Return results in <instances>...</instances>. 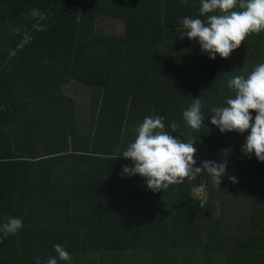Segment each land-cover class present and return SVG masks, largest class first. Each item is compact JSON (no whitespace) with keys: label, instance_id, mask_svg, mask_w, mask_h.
<instances>
[{"label":"trees","instance_id":"1","mask_svg":"<svg viewBox=\"0 0 264 264\" xmlns=\"http://www.w3.org/2000/svg\"><path fill=\"white\" fill-rule=\"evenodd\" d=\"M199 7V0L186 5L181 0H0V225L9 216L23 219L16 235L0 241V264H36L37 258L43 262L49 257L67 263L59 260L56 244L80 256L75 247L87 238L68 232L57 237L54 228L72 220V214L101 207H70L72 192L96 197L120 182L145 181L138 174H122V166L132 161L119 154L134 140L133 129L153 114L163 116L166 130L181 141L191 135L199 151L197 167L206 160L226 161L220 187L206 171L175 184L176 245L186 249L198 241L203 217L208 243H218L224 236L221 216L211 217L213 202L225 213L221 205L243 195L255 204L252 213L258 218L253 222L259 229L246 241L264 248V187L258 186L264 161L242 151L250 129L222 133L210 123L211 109L225 106L235 95L219 72L233 67V57L236 70L245 76L264 63V31L249 34L228 57L232 62L220 61L219 54L211 59L198 40L181 39L176 31L180 18L197 17ZM100 15L121 19L122 34L97 33L94 22ZM71 81L90 90L85 133L76 99L64 92ZM195 98L201 99L205 114L198 131L182 118ZM250 111L254 118L255 110ZM173 122L180 125L175 132L169 127ZM201 185L205 199L191 191ZM103 208L115 217L116 226L115 205ZM140 225L149 226L150 220ZM137 240L150 242L149 237Z\"/></svg>","mask_w":264,"mask_h":264},{"label":"clouds","instance_id":"2","mask_svg":"<svg viewBox=\"0 0 264 264\" xmlns=\"http://www.w3.org/2000/svg\"><path fill=\"white\" fill-rule=\"evenodd\" d=\"M181 3L186 5L187 0H181ZM198 13L197 17L180 18L176 31L181 39L187 36L190 40H198L201 51L211 59H215L217 54L221 58H228L249 34L264 31V0H200ZM9 54L15 56L16 52L9 50ZM227 87L235 95L226 99L225 106L211 109L210 113L214 115L210 123L222 133L233 130L244 133L250 129L242 151L248 156L254 153L259 161H264V63L257 64L246 76H232L227 81ZM201 108V99L195 98L183 110L182 118L188 128L198 131L203 125L205 114ZM250 110H255L254 118ZM164 119L153 114L145 117L133 129L136 134L134 140L119 154L132 161V165L122 166V174L140 175L148 189L155 192L181 184L185 178L193 180L206 171L212 177L213 184L220 187L221 178L226 174V161L217 163L206 160L197 167L194 159L197 152L195 140L189 135L184 142L171 135L166 130ZM169 127L175 132L180 125L173 122ZM229 179L236 182L234 176ZM203 187L201 185V191ZM24 211L26 213L27 209ZM22 227V217H7L6 222L0 225V241L9 235H16ZM54 250L59 260L71 261V254L63 245H54ZM36 264H58V259L49 257L42 262L37 258Z\"/></svg>","mask_w":264,"mask_h":264},{"label":"crops","instance_id":"3","mask_svg":"<svg viewBox=\"0 0 264 264\" xmlns=\"http://www.w3.org/2000/svg\"><path fill=\"white\" fill-rule=\"evenodd\" d=\"M232 60L233 67L219 72V76L227 78V81L234 75H240L234 64L235 58L233 57ZM232 60L221 58L220 61L232 62ZM224 82L227 87L226 81ZM88 110L89 108L87 112ZM76 115L78 116L77 107ZM77 118L79 119V116ZM84 185L98 190L94 183L86 182ZM71 186L74 185L71 184ZM258 186L264 187V184L259 183ZM174 189L175 184L170 185L166 190L154 192L148 189L146 182L143 181L138 185L120 182L118 186L111 187L109 193L104 192L96 197L72 192L68 200L70 207L87 208L93 204L101 209L88 214L80 212L78 216L72 214V220H66L63 226L57 225L58 227L54 228L57 232L54 234L57 237L62 232H68L74 237L87 238L82 245L75 247L80 256L73 253L71 261L63 264H264V248L257 247L256 244L251 245L246 241L247 238L255 237L259 230L253 222L258 217L252 213L250 207H247V213L245 209L243 215L245 223L239 228L229 230L226 236L220 234L224 237L218 240V243L214 241L208 243L205 217H203V229L199 231L198 241L193 245L186 243L190 247L186 249L176 245L174 237H176L177 228L173 216L176 211V205L173 202L175 200ZM196 190L199 188L191 189L192 194ZM200 192L204 194L201 189ZM245 201L246 204L250 203L246 198ZM133 202H135V207H133ZM112 205H115L117 210L116 226L112 221L115 217L103 208ZM225 217L226 214L221 216V218ZM147 218L150 220V225H140V222ZM164 218L167 219L166 224L163 223ZM134 221L138 224L131 225ZM157 222H159L157 226H152ZM123 237L130 238V243L121 241ZM137 237H149L150 242L137 240ZM69 244L71 242L65 243L67 248H70ZM53 245L49 243V248ZM191 252L194 254L192 255Z\"/></svg>","mask_w":264,"mask_h":264},{"label":"rangeland","instance_id":"4","mask_svg":"<svg viewBox=\"0 0 264 264\" xmlns=\"http://www.w3.org/2000/svg\"><path fill=\"white\" fill-rule=\"evenodd\" d=\"M187 16V15H185ZM95 28L96 32L99 34H106V33H113L115 35L122 34L123 31V25L122 20L118 18L113 17H107V16H96L95 19ZM178 27L180 26V21L177 24ZM177 27V28H178ZM65 94L74 97L77 100V108H78V116L80 120V126H81V133L87 132L88 127V112H87V105L89 103L90 99V90L88 86H85L81 83L71 81L69 85L64 87ZM235 131V130H233ZM197 152L198 153V148ZM194 159L197 161V157L194 156ZM260 183L264 184V171L261 173ZM201 189V187H198ZM242 192V187L239 188ZM204 194L201 195L199 192L193 193L194 197H201L205 199L206 192L203 190ZM239 194V191L236 195ZM208 195L214 196L212 192H208ZM217 202H213V205L210 209L211 211V217L213 216H223L224 214H227L225 218H219L220 221V234H224L226 236V233H229V230L237 227L239 228L242 226L243 223H245V209L247 213V207L253 208L255 204L251 201L249 204H246L245 198L243 195L240 196L239 199H237L234 196H231L228 198V200L222 204V208L224 209L225 213L222 211H219ZM245 205V207H244ZM222 213V214H221Z\"/></svg>","mask_w":264,"mask_h":264},{"label":"built area","instance_id":"5","mask_svg":"<svg viewBox=\"0 0 264 264\" xmlns=\"http://www.w3.org/2000/svg\"><path fill=\"white\" fill-rule=\"evenodd\" d=\"M3 107L2 106H0V109H2ZM196 192H199L201 195H202V193L200 192V189L199 190H196Z\"/></svg>","mask_w":264,"mask_h":264}]
</instances>
